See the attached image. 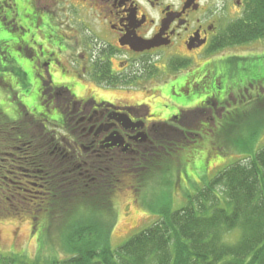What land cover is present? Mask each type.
<instances>
[{
  "label": "flooded vegetation",
  "instance_id": "obj_1",
  "mask_svg": "<svg viewBox=\"0 0 264 264\" xmlns=\"http://www.w3.org/2000/svg\"><path fill=\"white\" fill-rule=\"evenodd\" d=\"M208 1L0 0V19L21 37L11 42L13 50L34 58L32 78L37 100L29 109L19 103L21 122L12 130H8L12 122L10 127H3L0 173L7 182L2 186L18 185L21 191L24 187L34 188L36 192L29 199L16 195L24 202H36L34 211L38 213L43 203L65 202L78 189L90 188L99 194L116 191L120 182L134 181L139 170L151 169L158 153L162 155L156 160L167 155L161 141L169 134H190L197 126L208 124L201 116H193L197 121L192 119L189 114L195 112L185 119L182 116L183 110L194 107L199 113L210 110L202 107L210 97L215 99L213 110L223 111L219 118L211 117L213 123L208 127L213 128L216 119L221 120L231 109L226 108L228 88L223 84L217 89V72L210 67L216 62L213 56L219 50L215 41L225 20ZM226 1L240 18L244 0ZM88 15H96L99 32L89 25L85 18ZM71 21L105 44L97 59L94 55L85 57L82 52L78 60L70 53L63 54V37L69 36L65 32L75 28ZM44 28L54 29V35L38 39ZM133 38L156 39L159 45L134 51L129 45ZM82 41L75 40V47ZM21 70L25 80L28 70ZM155 74L161 77V83L151 87L148 100L153 98V105L148 100H124L135 93L133 83L143 86L139 80H154ZM65 75L74 83L65 82ZM88 80L112 90L121 99L109 95L104 98L103 92L85 93L82 81ZM197 88L205 97L194 104L188 97L198 94ZM159 100L162 103H157ZM186 123L187 130H180ZM189 137L193 138L184 139ZM28 150L36 162L24 168L21 164Z\"/></svg>",
  "mask_w": 264,
  "mask_h": 264
},
{
  "label": "trees",
  "instance_id": "obj_2",
  "mask_svg": "<svg viewBox=\"0 0 264 264\" xmlns=\"http://www.w3.org/2000/svg\"><path fill=\"white\" fill-rule=\"evenodd\" d=\"M244 4L242 16L221 29V34L215 41L217 51L224 46H237L264 39V0H244ZM5 22L0 19V34L5 31L10 33L6 34L9 37L17 35L11 25L7 26ZM39 38H44V35ZM0 39V73L11 72L13 75L22 73L21 68H16L20 53L13 50L10 40L2 37ZM238 60L239 58H236L226 63L235 64ZM7 64L10 65L7 67ZM216 76L219 77L220 74ZM220 78L222 79V76ZM257 78L258 81L264 82V74L262 76L253 71L246 83L254 84L258 82ZM243 108L241 106L232 108L221 120H216L213 128L204 124L195 126L196 133L190 130V134L183 132L181 135L168 136L166 140L161 141L162 149L167 155L156 160V157L162 155L158 153L149 172L146 174L139 170L136 178L140 176L144 179L155 170L156 175L162 173L171 176L182 168L177 176L179 180L186 167L192 168L188 165L189 158L184 157L183 152L193 150L190 147L196 145L198 141L201 142L202 136L207 132L213 136L212 143H209V137L207 144L220 149V144H224L230 136L231 124L241 117ZM1 113L0 111V131L10 127L11 122L13 126L8 130H12L21 122L20 116L8 118ZM186 135L193 138L185 140ZM25 150L23 149V155ZM213 151L215 150L210 147V151L205 152L206 164L211 156L210 152ZM35 162V156L28 150L27 159L24 158L21 167L31 168ZM203 166L201 171L202 169L205 171ZM215 173L205 183L196 185L197 190L187 196L183 206L161 212L154 223L129 237L114 250L99 247L97 241L95 245L94 239H86L88 237L84 235L91 230L90 224L95 228L96 225L89 224L88 217L83 212L91 214L90 211L105 210L107 218L109 217L113 223L115 217L113 198L118 195L116 191H120L121 188L118 184L116 191H100L99 194L90 188L78 189L73 191L65 202L55 201L50 205L43 203L37 210L38 213L34 211L35 205L33 209L23 211V214L3 211L6 216L14 214L29 216L35 232L36 226H41L40 236L48 234L53 223L63 222L65 218H68V221H76L78 226L73 228V231L63 233L65 240L63 248L67 249V256L62 261H51L49 264H264V145L256 152L223 166ZM1 177L6 178L0 173V196L3 195L2 190H5L3 183L7 182ZM126 184V188L132 186ZM111 193L113 195L110 197ZM4 196L6 200V195ZM77 214L81 216L75 220ZM83 221L86 223L82 224ZM71 227V224L67 225V228ZM232 232L236 237L230 240L227 235ZM23 260L16 254L11 257L0 256V264H40L38 261L28 263Z\"/></svg>",
  "mask_w": 264,
  "mask_h": 264
},
{
  "label": "rangeland",
  "instance_id": "obj_3",
  "mask_svg": "<svg viewBox=\"0 0 264 264\" xmlns=\"http://www.w3.org/2000/svg\"><path fill=\"white\" fill-rule=\"evenodd\" d=\"M202 2H204V4L207 3V1ZM208 2L209 5H212V8L220 10L218 13H221L225 20L224 22L221 21V25L224 24L223 26H227L231 23V20L234 21L240 16L236 13L234 6L229 4L226 0H217V2H215V0H209ZM85 18L88 19V23L94 31L99 32L101 30L96 15H88L85 16ZM70 23L71 26L73 23V27L75 28L72 31L65 32V34L69 36L67 39L63 37V40H65V42L62 43L63 54L70 53L74 56L75 60H78L82 52V55L85 57L90 58L94 55L95 59H97V55L105 48V44L99 42L97 39L95 40V38L92 37L93 33L89 30L87 31L79 28V26L76 25V21H71ZM54 33V29H43V35L46 37L54 35ZM6 34L9 35L10 33L2 31L0 37L10 40V42L21 38L19 34L10 37ZM80 39L84 40L82 41V45L75 47L74 41ZM18 52L20 54L16 68L28 70L27 76H25L26 80L22 79L21 73L18 75H13L11 72L0 73V111L8 118L20 116L21 113L18 109L19 103L29 109V106L34 105L37 101L33 85L34 79L32 78V64L34 58L32 55L25 54L22 51ZM213 57L216 62H212L210 67H215L214 70L217 72L216 75L220 74V76H222V79L220 76L216 78L215 86L217 85V89H220L224 84V86L228 88L225 93V97L228 99L226 103L227 109L232 110V108L234 109L236 106L238 108L240 106L244 107L243 113L240 112L241 121H239V118L236 122L231 124L230 136L224 144H220V149L207 144L209 137V143L213 141V136L207 132L202 136L201 142L198 141L196 145L190 147L193 148V150L183 152L184 157L189 158L188 165H191L192 168L186 167L184 172L181 173L179 180L177 176L179 172L182 171V168L179 172L171 176L163 175L162 173L156 175L157 170H155L156 173L153 172L145 176L144 179L139 176L130 183L120 182V191L117 190L116 193L118 195L113 198L115 204V217L113 218V223L110 222L111 219H109V217L107 218L105 210L90 211L91 214L84 211L83 214L88 217L89 224L93 223L96 225L95 228L90 224L91 230L84 236L88 237L86 238L88 240L94 239L95 245H97V241L99 247H108L111 250L116 249L129 237L154 223L161 212L175 210L183 206L187 196L193 194L197 190L198 186L196 185L201 184V182L205 183L207 179L216 174L215 172H217L218 169H222L223 166L247 154L256 152L264 145V82L258 81L257 78L258 82L254 83V86L246 83L253 71L262 76L264 74V39L252 43L239 44L237 46H224L223 49H220ZM236 58H239V60L235 64L226 63L228 60H234ZM8 65L10 64H7V67ZM156 74H158V72ZM156 74L154 80L147 81L148 79L146 78L139 80L142 82L141 84L143 86L133 83L135 84V93L133 92L132 94L126 95L124 100L130 102L133 99L142 102L148 100L152 95L151 87L161 83V77H157ZM213 78L210 83L211 88L214 84V82L212 84ZM63 79L65 82L74 83L70 80L69 76L65 75ZM82 82L85 86V93L90 94L92 91H97L103 92L102 96L104 98H107L109 95V97L114 99H121V97L118 94H114L112 90L97 87V84L90 80H88V82ZM197 91L200 94L198 93L194 97H188V100H193L194 104H198L205 97L200 88H197ZM260 100H262V102ZM182 101L184 103L187 102V98H183ZM213 101H215V99L210 97L202 106L212 111L203 110L204 112L199 113L197 112L198 107H194L183 110L182 117L185 119L189 113L195 112L193 115H189L192 117L201 116L202 119L208 122V125H212L213 121L211 117L216 115L219 118L223 113V111L219 109L213 110ZM147 102L153 105V98ZM157 103H162V101L159 100ZM158 111L161 112L159 109ZM194 117L192 119L197 121ZM195 121H193V123ZM188 125L189 124L186 123L183 127H180V130L183 129V131H186ZM190 127L193 126L191 125ZM52 128L54 127H49V129ZM192 130L195 131V129ZM4 136L3 130L0 131V143L3 141ZM168 136L170 137L173 135L169 134ZM205 145H207L206 148ZM210 147L215 151L210 152L211 156L209 157L208 164H206L205 152L210 151ZM187 148L188 147H186V149ZM0 158L3 157L0 156ZM202 165H204L205 171L203 169L202 171L200 170ZM148 172L149 171H147L146 174ZM126 183H129V186L132 185L133 188L131 189L132 186L126 188ZM33 189L34 188L24 187L25 191H21L18 185L14 187L9 185L5 187L3 195L0 196V256L11 257L16 254V256L24 259L23 261L25 262L30 263L38 261L37 263L40 264H49L51 261H62L67 256V249L65 250L63 248L65 243V240H63V233H69L71 230L73 231V228L78 226L76 221H68V218H65L63 222L51 224L52 228L49 229L48 234H45V237V235L40 236L41 226L37 225V232H35L29 216L23 215L22 217L17 214H14V216H6L3 211L6 210L11 214L22 212L23 214V211L26 212L33 209L35 205L34 201L24 202L21 200V198L29 199V197L36 192ZM16 194H20L21 198ZM4 195L9 197L8 201L4 200ZM10 195L14 196V198L10 197ZM78 215L79 214L75 215V220H78L81 216ZM81 223H86V221ZM69 224L72 225L71 228H67ZM74 232H76V230ZM227 236L230 237V240L236 237L234 232Z\"/></svg>",
  "mask_w": 264,
  "mask_h": 264
},
{
  "label": "water",
  "instance_id": "obj_4",
  "mask_svg": "<svg viewBox=\"0 0 264 264\" xmlns=\"http://www.w3.org/2000/svg\"><path fill=\"white\" fill-rule=\"evenodd\" d=\"M130 48L134 51H143L145 49H149L151 47H155L158 44V42L156 41V39L152 40V41H143L141 39H131L129 42Z\"/></svg>",
  "mask_w": 264,
  "mask_h": 264
}]
</instances>
